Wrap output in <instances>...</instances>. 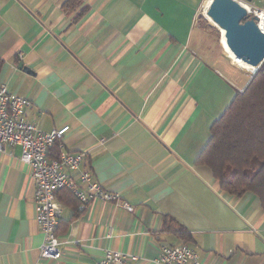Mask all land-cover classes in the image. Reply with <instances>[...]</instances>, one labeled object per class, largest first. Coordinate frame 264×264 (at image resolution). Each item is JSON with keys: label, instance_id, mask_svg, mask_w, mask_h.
Returning <instances> with one entry per match:
<instances>
[{"label": "crops", "instance_id": "0c3cea01", "mask_svg": "<svg viewBox=\"0 0 264 264\" xmlns=\"http://www.w3.org/2000/svg\"><path fill=\"white\" fill-rule=\"evenodd\" d=\"M208 3L0 0V84L30 100L26 119L43 131L68 126L64 149L85 152L82 168L133 206L80 208L60 191L62 256L42 258L29 169L5 144L0 264H98L106 249L157 264L161 244H186L201 264H264L258 197L222 191L197 163L252 76L200 21Z\"/></svg>", "mask_w": 264, "mask_h": 264}, {"label": "built area", "instance_id": "2783aa9c", "mask_svg": "<svg viewBox=\"0 0 264 264\" xmlns=\"http://www.w3.org/2000/svg\"><path fill=\"white\" fill-rule=\"evenodd\" d=\"M236 1L249 15H255L259 20L264 18L263 8L254 6L251 0ZM205 10H202L204 15ZM30 105L28 98L13 94L4 84H0V151L5 144L21 147L19 160L29 169L34 186L35 219L43 235L40 256L59 260L62 241L56 230L61 206L56 199V191L69 190L78 200L80 208L95 199L113 202L128 212L133 211V206L121 201L118 194L104 189L90 172L82 168L85 152L72 153L64 149L62 141L68 126L43 131L37 124L28 121L26 111ZM56 144L58 153L52 158L49 156L50 149ZM135 260L137 256L134 254L106 249L98 264H129ZM156 263L201 264L195 251L186 244H161Z\"/></svg>", "mask_w": 264, "mask_h": 264}, {"label": "trees", "instance_id": "16d2710c", "mask_svg": "<svg viewBox=\"0 0 264 264\" xmlns=\"http://www.w3.org/2000/svg\"><path fill=\"white\" fill-rule=\"evenodd\" d=\"M51 149L56 157L57 144ZM197 163L211 171L222 191L234 196L253 193L264 210V60L212 123ZM60 191L79 203L65 188L56 191V197Z\"/></svg>", "mask_w": 264, "mask_h": 264}, {"label": "water", "instance_id": "95a60500", "mask_svg": "<svg viewBox=\"0 0 264 264\" xmlns=\"http://www.w3.org/2000/svg\"><path fill=\"white\" fill-rule=\"evenodd\" d=\"M210 21L223 30L224 43L229 52L248 66L253 75L264 60V30L259 18L249 15L236 0H210L206 10Z\"/></svg>", "mask_w": 264, "mask_h": 264}, {"label": "rangeland", "instance_id": "374dc122", "mask_svg": "<svg viewBox=\"0 0 264 264\" xmlns=\"http://www.w3.org/2000/svg\"><path fill=\"white\" fill-rule=\"evenodd\" d=\"M200 21L204 23L206 29H208L210 32L216 35L217 39L220 40L221 36V29H219L217 26H215L209 19L206 17H203V19L200 18ZM223 36L221 37V40H223ZM226 46V45H225ZM227 48V47H226Z\"/></svg>", "mask_w": 264, "mask_h": 264}, {"label": "bare ground", "instance_id": "6f19581e", "mask_svg": "<svg viewBox=\"0 0 264 264\" xmlns=\"http://www.w3.org/2000/svg\"><path fill=\"white\" fill-rule=\"evenodd\" d=\"M210 1V0H209ZM206 15V14H205ZM208 18V17H207ZM209 19V18H208ZM210 20V19H209ZM259 25L260 27L262 28V30H264V18H261L259 20ZM222 33H221V37L223 36V30L221 29ZM224 38V37H223ZM223 42H224V39H223ZM229 51V50H228ZM233 56V55H232ZM234 57V56H233ZM235 61L242 67L248 69L250 72H254L255 68L254 67H251V66H248L246 65L245 63L241 62L239 59H237L236 57H234Z\"/></svg>", "mask_w": 264, "mask_h": 264}]
</instances>
